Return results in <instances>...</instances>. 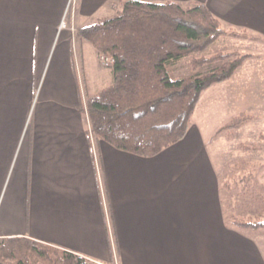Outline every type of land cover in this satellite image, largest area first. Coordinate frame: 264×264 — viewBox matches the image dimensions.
<instances>
[{"label": "crops", "instance_id": "obj_1", "mask_svg": "<svg viewBox=\"0 0 264 264\" xmlns=\"http://www.w3.org/2000/svg\"><path fill=\"white\" fill-rule=\"evenodd\" d=\"M125 1L202 4L264 41V0H78L82 20L70 0H0V239L96 264H264V237L227 220L219 158L209 154L227 138L217 131L248 114L234 133L258 125L245 141L260 138L264 157V51L201 94L181 141L153 157L117 150L89 137L85 89L115 80L92 69L89 57L106 68L76 33ZM210 109L225 117L209 127Z\"/></svg>", "mask_w": 264, "mask_h": 264}, {"label": "trees", "instance_id": "obj_2", "mask_svg": "<svg viewBox=\"0 0 264 264\" xmlns=\"http://www.w3.org/2000/svg\"><path fill=\"white\" fill-rule=\"evenodd\" d=\"M77 34L99 56L113 59L105 68L114 84L85 98L88 132L95 141L140 157L156 156L181 141L201 94L230 79L252 57L236 52L195 55L222 37L243 36L225 30L202 4L183 8L174 2L125 1L115 16L98 19ZM184 58L193 70L207 63L220 65L205 74L172 79L168 64ZM253 118L235 116L217 133L237 130ZM242 170L241 178H222L221 192L230 200L226 218L237 228L264 230V187L253 171ZM0 264L93 263L27 238L10 237L0 239Z\"/></svg>", "mask_w": 264, "mask_h": 264}, {"label": "rangeland", "instance_id": "obj_3", "mask_svg": "<svg viewBox=\"0 0 264 264\" xmlns=\"http://www.w3.org/2000/svg\"><path fill=\"white\" fill-rule=\"evenodd\" d=\"M70 2H72V9L73 11L76 10L77 16L79 18V20H82V18L80 17V15L78 14V8H77V2L78 0H70ZM192 5L188 6L191 7ZM75 8V9H74ZM119 7H117L118 9ZM117 14V12L114 10L110 13H105V12H96V14L94 16H92L91 18H88L90 20H86L85 24L89 25L95 21H97L99 18L103 19V18H110L113 17ZM77 20L76 17V22H78L79 24H81L83 21H79ZM222 27L229 31H235L237 33L243 34V36H226V37H222L219 40H217L215 43H213L212 45H210L205 51L203 52H199L196 53V56H204V57H209L213 54L216 53H231V52H236L239 55H243V54H251L252 57L254 55H257V53L263 52L264 51V41L262 42L260 38H258L257 36H253L250 35L248 33H246L245 31H243L242 29H229L228 27H226V25L222 24ZM78 31V30H77ZM79 35L76 33V39L79 43ZM87 49H86V55L87 57L90 56L91 53L95 52V49L88 43V42H84ZM92 51V52H91ZM101 55V54H100ZM99 56V55H98ZM251 57V58H252ZM187 58H184L178 62H172L170 64H168V70L170 72V76L172 79H178V78H185L188 76H194V75H200V74H205L207 72H209L210 70H213L214 68H216L217 66L220 65V62H214V63H207L202 65L201 67H199L197 70H193L190 65L187 62ZM86 61H88V64H91L92 69L96 68L97 69H102V72L107 73L110 71V69H103L100 68L99 64L96 62L95 59L89 57L86 59ZM100 63V62H99ZM102 66V65H101ZM107 71V72H106ZM113 82H107V83H103L106 84L104 86H108L110 84H112ZM114 84V83H113ZM112 84V85H113ZM102 85V86H103ZM103 87H98V89L96 90H100ZM84 89V87H83ZM83 91V90H82ZM95 92V90L90 89H85V93L83 91V95H85V98L92 96ZM196 109V108H195ZM195 112V111H194ZM216 112L212 111L210 109L209 111V116H210V124L209 127L211 126V123L213 124H219V121L221 122V120L225 117H219L217 114H215ZM86 115V114H85ZM87 117V116H86ZM247 124V123H246ZM258 125L256 126H252L249 128H244L241 132H237L234 133V131H225V140H221V138H219V142H215L213 143V145L209 146V154L211 155V158L213 156V159L216 160L219 158V164L221 166V170H222V178L223 179H227V174H229V176L231 177V175L235 174L237 176H239L240 178L244 175V171L242 170L243 168H246L250 171H253L254 175H256L257 177V182L262 185V187H264V170L260 169V166L264 164V157L263 154H261V152L259 151V142H260V138L259 139H253L256 140L254 141L251 145L247 143V141H245V138L248 139L249 137L252 136V138H255V132L256 135L258 133ZM89 137L92 139V135L89 134ZM218 141V140H216ZM220 143V146H218ZM264 169V168H263ZM229 178V177H228ZM231 178H235V177H231ZM229 178V179H231ZM238 179V178H237ZM262 180V182H261ZM261 182V183H260ZM231 183L232 180H231ZM223 195V199H224V208L226 211H228V207L229 206V197L227 193H222ZM231 205H233L231 203ZM230 207V206H229ZM236 209V206H235ZM234 209V205H233V211ZM238 211H235L234 214L237 215ZM246 231H249L251 233H256V230H252V229H245ZM259 235L264 237V230H257ZM248 232V233H249ZM258 239V238H257ZM260 240V239H259ZM264 244V241L261 240V244ZM262 248V252L264 254V245ZM93 264H96L94 262H92Z\"/></svg>", "mask_w": 264, "mask_h": 264}, {"label": "built area", "instance_id": "obj_4", "mask_svg": "<svg viewBox=\"0 0 264 264\" xmlns=\"http://www.w3.org/2000/svg\"><path fill=\"white\" fill-rule=\"evenodd\" d=\"M64 28H66V24H65L64 20H62L60 25H59V29L61 30V29H64ZM98 60H99L100 64L103 67H108L113 62L112 58H108V57H105V56H102V55L98 57Z\"/></svg>", "mask_w": 264, "mask_h": 264}]
</instances>
